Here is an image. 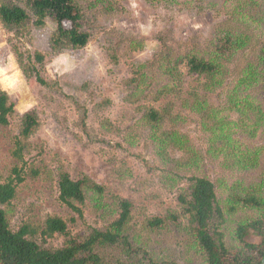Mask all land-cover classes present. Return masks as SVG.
<instances>
[{
	"label": "rangeland",
	"instance_id": "374dc122",
	"mask_svg": "<svg viewBox=\"0 0 264 264\" xmlns=\"http://www.w3.org/2000/svg\"><path fill=\"white\" fill-rule=\"evenodd\" d=\"M78 1L85 12L84 27L91 34L88 45L81 49L52 51L50 38L57 30L52 17H48L46 25L41 28L30 23L20 37L7 32L0 23V67H6L8 57L13 56L22 73V83L18 88L5 90L0 87V90L8 92L16 110L10 125H0V181L11 175L17 163L12 150L19 135L22 115L34 110L40 119L38 129L30 138L35 149L26 157L30 166L40 169V175L35 178L28 176L19 186L16 199L7 207L8 216L14 228L24 222L40 224L49 216H59L67 221L73 235L84 234L89 226L104 227L117 216L116 212L109 216L99 211L91 193L82 207L83 217L62 203L57 186L62 167L74 179L87 175L105 186L109 191L106 203L112 207L111 195L130 200L134 227L140 229L147 218L183 211L191 200L192 184L184 180L172 187L167 182L165 174L172 171L175 163L160 161L138 104L127 101L131 79H139L141 70L148 72L151 79L156 75L152 67L161 51L160 37L168 40L176 53L184 54L197 46L206 47L222 28L231 25L251 35L253 45H261L264 24L257 14H264V0ZM235 8L237 11L233 14ZM15 44L23 52L45 55L41 72L46 78L58 82V89L47 88L34 78L29 80L25 77L13 51ZM241 54L230 64L231 73L246 66L247 62L242 63ZM59 58H64L65 62L56 63ZM181 68L184 85L180 95L171 94L154 100L152 92L157 83L154 79L140 104H151L161 109L168 102L175 103L174 112L185 117L176 129L188 135L198 158L203 160L198 168L186 167L180 171L189 177L208 175L217 181L223 198L226 196L225 186L220 185L218 178H226L223 181L229 185L232 180L242 175H253L256 171L242 173L228 169L223 159L219 161L212 155L216 153L222 158L223 154L209 152L210 133L203 128L198 115L183 106L184 99H193V93H204L200 84L203 80L189 75L185 66ZM235 77L229 73L226 79L228 86L225 84L226 87L210 93L208 97L221 110L226 104L225 92ZM252 92L260 95L258 89ZM73 99L88 107L87 123L94 140L83 132L80 112ZM225 115L233 119L238 117L231 111ZM168 128H172L171 125L168 124ZM96 136L105 142H96ZM241 138L249 147L264 144V133L254 139L243 135ZM180 156L181 153H172L174 158ZM147 163L153 168H149ZM257 214L241 209L228 216L225 225L227 240L233 242L232 235L238 221ZM161 240L162 249L165 246L173 249L177 234L168 231ZM254 240L259 241V238L254 237ZM40 242L46 247L57 248L64 245L65 237L56 235Z\"/></svg>",
	"mask_w": 264,
	"mask_h": 264
},
{
	"label": "trees",
	"instance_id": "16d2710c",
	"mask_svg": "<svg viewBox=\"0 0 264 264\" xmlns=\"http://www.w3.org/2000/svg\"><path fill=\"white\" fill-rule=\"evenodd\" d=\"M236 11L237 8L233 14ZM257 16L264 24V14ZM48 17L57 23V30L50 38L53 52L81 49L88 45L91 34L84 27L85 12L78 0H0V23L7 32L17 37L30 23L37 28L44 27ZM159 42L161 51L152 67L155 78L151 79L148 72L141 70L139 79L133 78L129 83L131 93L127 101L138 104L160 161L175 163L172 171L165 174L167 182L172 187L184 180L192 184L191 200L186 208L170 211L166 216L147 218L137 229L133 224V204L130 200L111 195L112 207L106 203L109 191L105 186L87 175L74 179L61 167L57 186L62 203L83 217L82 207L91 193L99 211L109 216L116 212L117 216L104 227L89 226L84 234L79 235H73L67 221L59 216H49L40 224L24 222L14 228L7 207L16 199L19 186L28 176L35 178L40 175V169L30 166L26 159L35 149L30 138L40 125L37 112L28 111L21 117L19 135L12 150L17 163L11 175L0 181V264L261 263L264 256V144L249 147L241 135L254 139L264 133V41L261 45H253L251 35L229 25L210 40L207 48L197 46L184 54L176 53L163 37ZM247 49H250L248 53L245 52ZM13 51L27 79L34 78L47 88L58 89L59 83L46 78L41 72L45 62L43 53L23 52L16 44ZM241 52L242 63L247 64L241 71L231 73L230 64ZM182 66L188 69L189 75L203 80L200 84L204 93H193V99H184L183 106L195 112L203 128L210 133L209 152L223 154L222 158L216 153L212 155L219 161L223 159L228 169H237L242 173L256 171L253 175H242L232 180L229 185L223 181L226 178H218L220 185L225 186L226 196L223 198L220 197L217 181L208 175L189 177L180 171L186 167L198 168L203 160L198 158L188 135L176 129L185 117L174 112L175 103L168 102L161 109L151 104H140L155 81L154 100L171 94L180 95L184 85ZM229 73L236 77L225 92L226 104L221 110L208 97L210 93L226 87ZM253 89H258L260 95H255ZM73 102L80 112L83 132L94 140L87 123L88 107L77 99ZM227 111L235 112L238 117H228L225 115ZM15 113L10 95L0 90V125H10ZM168 124L172 128L169 129ZM95 141L105 142V139L96 136ZM173 152L181 153V156L174 158ZM241 209L258 214L238 221L232 235L233 242H230L225 233L227 218ZM168 231L176 232V245L173 249H167V246L162 249L160 241ZM56 235L65 237L63 246L46 247L40 242Z\"/></svg>",
	"mask_w": 264,
	"mask_h": 264
},
{
	"label": "clouds",
	"instance_id": "9594fccd",
	"mask_svg": "<svg viewBox=\"0 0 264 264\" xmlns=\"http://www.w3.org/2000/svg\"><path fill=\"white\" fill-rule=\"evenodd\" d=\"M64 58H59L56 63H64ZM22 73L17 67L15 58L13 56L8 57V63L6 67H0V87L5 90L16 89L22 83ZM31 107V105H29Z\"/></svg>",
	"mask_w": 264,
	"mask_h": 264
},
{
	"label": "water",
	"instance_id": "95a60500",
	"mask_svg": "<svg viewBox=\"0 0 264 264\" xmlns=\"http://www.w3.org/2000/svg\"><path fill=\"white\" fill-rule=\"evenodd\" d=\"M260 264H264V256H263V258H262V261H261V263Z\"/></svg>",
	"mask_w": 264,
	"mask_h": 264
}]
</instances>
